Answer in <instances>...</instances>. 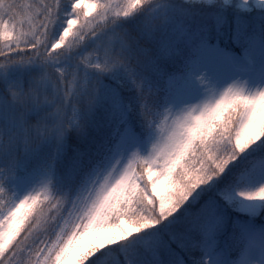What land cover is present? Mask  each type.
<instances>
[{
	"label": "snow or ice",
	"instance_id": "obj_1",
	"mask_svg": "<svg viewBox=\"0 0 264 264\" xmlns=\"http://www.w3.org/2000/svg\"><path fill=\"white\" fill-rule=\"evenodd\" d=\"M0 264H264V0H0Z\"/></svg>",
	"mask_w": 264,
	"mask_h": 264
},
{
	"label": "trees",
	"instance_id": "obj_2",
	"mask_svg": "<svg viewBox=\"0 0 264 264\" xmlns=\"http://www.w3.org/2000/svg\"><path fill=\"white\" fill-rule=\"evenodd\" d=\"M19 2H21V3H31L32 0H19Z\"/></svg>",
	"mask_w": 264,
	"mask_h": 264
}]
</instances>
